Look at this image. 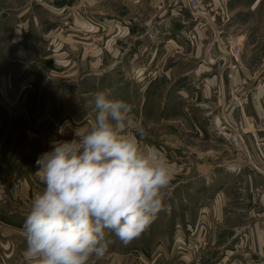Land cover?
<instances>
[{
    "label": "crops",
    "instance_id": "0c3cea01",
    "mask_svg": "<svg viewBox=\"0 0 264 264\" xmlns=\"http://www.w3.org/2000/svg\"><path fill=\"white\" fill-rule=\"evenodd\" d=\"M96 1L98 0H91V8L89 12L87 11L89 14L85 16L86 18L81 16L80 12L83 14V9L80 8L77 11L80 15L78 17L79 20L75 24H70L69 22L67 29L75 32H69L65 35L64 48L60 49V54H57L59 58L55 59L54 56L48 58L47 56L50 54H43L42 44L45 41L50 42L54 46V49L57 50L60 40H63L64 37L62 38L61 33L56 35V31L54 34L53 30L56 28L60 29L61 17H67L68 10L58 13V21L47 16L49 22H44V19L41 20L39 17L32 15L35 13L32 7H26L19 13L15 12L20 0H0V11L2 13L6 11L5 16L0 17V46L1 48L5 47V51H10L8 58L11 57L10 60L12 61H21L25 57L29 58L31 54L25 53L27 50H24V46L29 45L31 41L37 44L34 50L35 64L27 74L22 75L21 69L19 70L20 73L16 75H12L13 73H8V71L0 72V95L6 100L11 101V103L14 101L13 104H16L22 94H25L31 88H33V93L35 89L33 85L43 80L44 83L34 93L36 95L35 100H33L34 102L27 101L24 106L31 109L32 113L35 110H42L43 114L40 116L45 114L43 117L30 120V124L32 127L40 125L43 128L41 135L47 138L50 147L47 151L52 149V142L54 141L72 139L73 128L85 124L93 118V97L95 93L103 92L110 98L120 99L126 97L127 93L132 92L131 88L125 85L115 87L111 91L108 90V85L110 84L109 86H111L113 84L110 79L113 80L114 76L119 73L118 68L124 67L126 62L118 64L114 70L110 69L111 67H108V71L100 69L96 44L93 46L92 42H83V36L80 33H76L78 29L90 31L89 35L97 31V28L93 31L94 25L91 22L92 17H95L92 14L100 12L97 3H95ZM58 2L59 4H65L67 8L71 9L69 5L74 0H59ZM159 2V0H149V2L148 0H123L122 9L112 14L114 17L102 18L103 21L100 22L105 24V28L118 30L126 34L129 33L131 36L139 29L144 30V33L148 30L158 31L157 28L153 30V27L159 26L165 16L173 12L178 13L179 16L183 15L187 17L188 10L185 0H175L172 7H166L168 4L165 6L164 2L163 4ZM263 2L264 0H254L252 6L249 9H245L254 12L259 17L255 25H247L246 23L248 27L244 28L246 26L244 25V27L240 28V30H244L241 35L245 36V42L248 40L250 44L251 42H256L257 44L264 42ZM148 3L150 7H148ZM240 11L243 12L242 9ZM24 14L27 15L25 20L22 19L24 22L17 27L16 21H19L20 17ZM119 14L123 15L121 17L122 20H118ZM81 18L87 20L82 21ZM97 24L99 25V22ZM205 30H209L210 32V28L198 30V40L195 42V48L183 57V62L190 64L191 69L180 74L179 55L174 59H169L166 55V50H168L169 44H172L173 39L168 38L167 41L162 43V40L158 39V37L148 38L140 33L138 38L132 39L125 36L127 38L116 39L117 44L115 46L117 47L118 43H122L123 45L135 43L138 47L140 61L138 64L134 63L133 59L130 62L134 63V66L142 65L143 68L149 67L158 75L157 77H149L146 72L141 74L142 70H138V75H142L139 77V80L137 79L139 84L135 94H138V99L136 103L131 102L129 104L132 105V115L137 122L142 124L145 130L144 136L138 137L141 146L155 149L163 157L170 156V160L174 161L170 166H172V173L174 172L172 177H175V181L171 180L168 189L171 190V186L176 183H179L178 185L181 186L185 185L189 189L192 187L197 189L204 188L203 200L192 205L194 206V214L192 213V216L188 219L192 218V221L195 220V222L201 217L204 219L202 235L208 239V243L210 244L208 260H210L211 253L217 251V253H220L219 260L217 261L218 264H264V176L261 170H259L261 167L264 168V166H260L261 164L257 161V150L255 149L251 135L248 133H244L243 135L238 129H234L227 118L223 83L224 65L219 59L217 50L206 46L208 40L205 36L208 31L205 32ZM109 41L113 46L112 38ZM131 51L133 52V49L129 50V56H133ZM111 52V57H114V61L119 62V59H116L118 56L116 47ZM5 54L2 50L0 51V63L7 58ZM210 56L216 59L213 65H208L205 62L207 57ZM42 58L44 59L42 60ZM127 62V69L123 71H126V76H129L133 66L129 64V61ZM211 75L213 76L210 77ZM126 76H122V78L124 79ZM178 77H185L183 79H187L188 81L197 79V82H199L189 87L177 88V92L172 93V91V95L166 97L169 102L162 105V100H159L161 94V89L158 86L159 79L160 81H167L170 84ZM213 77L216 78L218 92L221 94L218 99L219 109L216 116L219 121L221 120L223 128L225 126L228 128L232 127L230 130L240 136L244 150L242 155H235L232 152L234 148L232 145L229 146L230 150L221 151L217 154L213 144L221 145L220 141L222 140L219 139L220 137L216 138L214 135L209 134L210 130L208 133H203V136L200 138L203 144L199 150L191 152L186 147V149L183 148L182 151H179L180 147L177 148L179 143L183 142L187 145L186 138L188 133L175 135L165 130L166 127L190 126L196 120H203V126L208 127L212 118L207 112L210 110L209 90ZM256 83L257 86L252 87H256V90L260 93L262 91V84ZM167 93L168 86L164 94ZM186 95L192 97L191 105L199 108V110H192L191 113L184 112L181 109V104L180 106L174 104L176 100L183 99ZM259 102L258 98L250 97L246 105V111L248 113L256 112L260 108ZM153 126L155 127L154 130L151 128ZM48 127L53 128V131L51 132L49 129H46ZM257 134L261 136L263 133L258 131ZM163 140L169 142L170 146L163 145L162 148L160 142ZM179 153L183 155L178 156ZM179 157L183 158V161L180 162L186 163L181 169L173 166L178 163ZM230 160H232L231 164L237 166V169L234 171H228L226 168V162ZM247 163H250L254 167L248 169ZM184 175H186V180L181 181ZM43 187L44 185L39 181L38 177L27 186L23 201L26 203V208L29 207L34 195L41 191ZM16 198H19V194H16ZM236 198L239 201L233 205L232 203ZM2 201L4 199L0 194V204ZM229 216H235L234 226H229ZM3 218L4 216L0 214V264H19L16 260H20L19 262L23 264V260L21 259L23 256L19 255L20 252L17 249L20 246L23 249L26 247V241L21 232L25 218L10 216V226L14 227L11 231H4V226L9 224ZM180 228L181 225L179 222H176L174 233L177 237H179ZM162 230V228L161 230L157 228L155 232L161 233L160 231ZM243 231H247L245 235H239ZM235 233L237 235L236 238L239 235V241H242L244 236L249 238L250 246L242 247L238 245V248L233 252V247L230 246L232 244L227 245L226 239L227 236ZM155 238L157 240L152 242L150 235H148L146 237L148 240L139 245L144 246L149 252L153 250L156 253L149 264H190L188 261L182 260L184 259L183 256H172L170 250L163 247V244H158L161 240L159 236ZM20 251L23 253L24 250ZM13 254H16L17 258H14ZM231 254L234 257H231ZM229 257L232 260L228 259Z\"/></svg>",
    "mask_w": 264,
    "mask_h": 264
},
{
    "label": "rangeland",
    "instance_id": "374dc122",
    "mask_svg": "<svg viewBox=\"0 0 264 264\" xmlns=\"http://www.w3.org/2000/svg\"><path fill=\"white\" fill-rule=\"evenodd\" d=\"M58 1L59 0H20L18 8L15 11L19 13L26 7H32L35 12L32 15L39 17L41 20L44 19V22H49L47 16L58 21V13L68 10L67 17H61L60 29L56 28L53 30L54 34L56 31V35L61 33L62 38L64 37L63 40H60L57 50L54 49V46L50 42L45 41L42 44L43 54H50L47 57L52 58L54 56L55 59L59 58L57 54H60V49L64 48L65 35L69 32H75L67 29L69 22L70 24H75V22L79 20L78 17H80V15L77 13V11H79L80 8L83 9V14L80 12L81 16L83 17L89 14L87 11L89 12L91 8V0H74V2L69 5L71 6V9L67 8L65 4H59ZM159 1L160 4H163L164 2L165 6L168 4L166 7H172L175 0ZM253 1L254 0H230L229 2V0H198L199 8L195 13L197 17H194L189 11L187 17L183 15L179 16L178 13L173 12L170 15H166L167 17L165 16L159 26L153 27V30L157 28L158 31L148 30L144 33V30L139 29L135 31V34L130 36L129 33L126 34L125 32L122 33L118 30L105 28V24L100 22L103 21L102 18L114 17L112 14H115V12L122 9L123 0H98L95 3H97L100 12L92 14L95 17H92L91 20L94 25L93 31H95V28H97V31L89 35L90 31L86 29L81 31L78 29L76 30V33H80L83 36V42H92L93 46L96 44V48H98V57H96L98 58L100 69L108 71V67H111L110 69L114 70L118 64H123L126 62L124 67L118 68L119 73L114 76L113 80L110 79L113 84L111 86H109L110 84L108 85V90L111 91L115 87H122L125 85L126 87L131 88L132 92L127 93L126 97L120 99H125L124 101L128 103H136L138 94H135V91H137L139 84L137 81L139 80V77L142 76L138 75V70H142L141 74L146 72L149 77H157L158 75H156V72H153L149 67L143 68L142 65H133L135 62L138 64L140 61L138 57V47L135 45V43H130L127 45L118 43L117 47L115 46L117 44L115 40L119 38L122 39L125 36L132 39L138 38L139 33L148 38L158 37V39L162 40V43L167 41L168 38L173 39L172 44L170 43L168 50H166V55L169 59H174L179 55L180 74L181 72H186L187 70L191 69L190 64L183 62V57H185L188 52H192V50L195 48V42L198 40V30L210 28L211 33L209 30H205V32L208 31L206 32L205 36V38L208 40L206 42V46L208 48L213 47L217 50V54L220 57L219 59L224 65L223 83L225 91L224 96L226 98L225 113L234 129H238L243 135L244 133L251 135L255 149L257 150V161L259 164H261L260 166H264V42L260 44H257L256 42H251L250 44L248 43V40L245 42V36L241 35L244 30H240V28L244 27L246 23L247 25H255L256 20L259 18L257 14H254V12L245 10L252 6ZM262 4H264V2ZM148 7H150L149 3ZM241 9L243 12L240 11ZM5 14L6 11H4V13L0 11V17L3 15L5 16ZM26 16L27 15L24 14L20 17L19 21H16L17 27L20 26L22 22H24L22 19L25 20ZM122 16L123 15L119 14L118 20H122ZM83 20L85 21L87 19H82V21ZM98 22L99 25L97 24ZM247 25L244 28L248 27ZM205 32L203 31L204 34ZM96 33H98V35H96ZM108 38H112L113 46L116 47L118 52L116 59H119V62L114 61V57H111V51L112 49L114 50V47ZM231 44H239L240 51L235 61V67L230 68L223 50H228ZM36 47V42H29V45L24 46V50H27L25 53L31 54V57H25L21 59V61H12L10 60L11 57L8 58L10 51H5V47L1 48L0 46V51L2 50L4 54L7 52L5 54L7 58L2 63H0V72L8 71V73H13L12 75H16L20 73L19 70L21 69L22 75L27 74L30 70H32L35 64L36 58L34 56V50ZM129 48L133 49V52L131 51L133 56H129ZM15 59L17 58L15 57ZM43 59L44 58H42V60ZM132 59L134 60V63L130 62ZM38 60H40V58H38ZM127 61H129V64H131L134 68H132V72L129 76H126V71H123L124 69H127ZM205 62L208 65H213L215 64L216 59L210 56L207 57ZM153 73L155 74L153 75ZM122 76L126 77L123 79ZM212 76L213 75L210 77ZM183 78L185 77H178L170 84L167 81H160L159 79L158 86L161 89L159 100H162V105L169 102L167 101L166 97L168 95L171 96L174 92H177V88H185L186 86L189 87L199 82H197V79H191L189 80V83L187 79ZM256 82L262 84V91L260 93L256 90V87H252L257 86ZM43 83V80L36 82L33 85L35 88L34 92L32 93L33 88H31V90H27L26 93L22 94L21 98L17 100L16 104H13L14 101L11 103V101L6 100L0 95V183L3 187V192H0V194L4 199V201H2L0 204V214L4 216V221L8 222L7 224H9L4 226V231H11L14 229V227H11L9 223L11 220L10 216L14 218L18 216H21L22 219L26 218L29 207L26 208V203L23 201L25 199L24 195H26L27 186L37 178L35 174L36 169L38 168L36 165L37 158L42 153L46 152L48 148H50L47 138H44L41 135L43 128L40 127V125H35V127H32L30 124V120L43 117L45 114L40 116L43 114L42 110H35V112L33 111L32 113L31 109L25 108L24 106L27 101L34 102L33 100H35L36 97L34 93L36 89H39ZM167 86L168 93L164 94ZM210 86V110L207 112V114H210V117L212 118L208 127L203 126V120H196L195 123L191 124L190 126L181 125L178 127H172L173 129L171 127H166L165 130H167L166 132H170L175 135H180V133H188L186 138L187 145L183 142L179 143V146L177 147H180L179 151H182L183 148L186 149V147L190 149L191 152L199 150L200 146L203 144V141L200 140V138L203 136V133H208L210 130L209 134L214 135L216 138L220 137L219 139L222 140L220 141L221 145L213 144L217 154H219L221 151L230 150L229 146L232 145L234 147L232 152L235 153V155H242L244 150L242 148L240 136L234 131L230 130L232 127L228 128L225 126L223 128L221 125V120L219 121L216 116L219 109L218 99L221 94L218 92V84L215 77H213ZM250 97L258 98L260 101V108L254 113H248L246 111V105ZM191 98V96L186 95L183 99L176 100L174 104L179 106L181 104V109H183L184 112L191 113L192 110H199V108L193 107L191 105ZM151 128L152 130L155 129L154 126ZM46 129H49L51 132L53 131V128L51 127ZM258 131H261L263 134L259 136L257 134ZM160 144L163 148V145H169V142L163 140L160 142ZM181 146L183 147L181 148ZM212 153H214V151H212ZM180 155L183 154L179 153L178 156ZM169 157L170 156H167L166 159L171 165V163L174 161H171V158ZM180 161H183V158L179 157L178 163L174 164L173 166L181 169L186 163ZM231 163L232 160L226 162V168L228 171H234L237 169V166ZM254 164L258 165L256 163ZM247 165L249 166L248 169H251L250 167H254L253 165H250V163H247ZM259 170H261L264 176V168L261 167ZM185 180L186 175L182 176L181 181ZM172 181H175V177L172 178ZM178 184L179 183L173 184L171 186V190H166L161 210L156 214V217L150 226L139 237L134 238L130 243L124 245L114 234H107L106 239L111 241L108 251L104 257L98 260L93 258V261H90V264H149L156 253H154L153 250L149 252V250L144 248V246H139L143 244L145 240H148L146 239L148 235H150V240L152 242L157 240L155 237L159 236L161 240L158 242V244H163V247H166L167 250H170V254L174 257L183 256L184 259L182 260L185 262L188 261L190 264H218L217 261L219 260L220 253H217V251L211 253V257H209L210 260L207 258L209 255L210 244L208 243V239L202 235V231L204 230V219L201 217L197 219L196 222L195 220L192 221V218L188 219L190 216H192V213L194 214V206L192 205L203 200L202 196L204 194V188L200 186V189L195 187L189 189L185 185L181 186ZM16 194H19L18 199L16 198ZM237 201H239L238 198H236L232 204H236L235 202ZM229 217V226H234L235 216ZM176 222H179L181 225V231L178 234L179 237H177L174 233ZM157 228L160 230L162 228L163 232H155ZM246 232L247 231H243L239 235H245ZM236 236V233L233 235L230 234V236H227L226 239L227 245L232 244L230 246L233 247V252H235V249L238 248V245L242 247L250 246L249 238L244 236L242 241H239L238 237L236 238ZM24 249L22 246L18 247L17 250L20 252V256H23V253L20 250ZM12 256L17 258L16 254H13ZM231 257H234L233 254H231ZM231 257L228 259H231ZM21 259L23 260V258ZM19 261L20 260H16V262L21 264L22 262L20 263Z\"/></svg>",
    "mask_w": 264,
    "mask_h": 264
},
{
    "label": "clouds",
    "instance_id": "9594fccd",
    "mask_svg": "<svg viewBox=\"0 0 264 264\" xmlns=\"http://www.w3.org/2000/svg\"><path fill=\"white\" fill-rule=\"evenodd\" d=\"M93 108L72 139L52 142L36 160L44 187L21 228L23 264H90L108 251L107 234L127 245L162 208L171 166L141 146L145 130L132 105L97 92Z\"/></svg>",
    "mask_w": 264,
    "mask_h": 264
},
{
    "label": "built area",
    "instance_id": "2783aa9c",
    "mask_svg": "<svg viewBox=\"0 0 264 264\" xmlns=\"http://www.w3.org/2000/svg\"><path fill=\"white\" fill-rule=\"evenodd\" d=\"M187 9L194 17H197L195 13L197 12V9L199 8L198 0H185ZM194 37V35H193ZM240 47L239 44H231L228 48V50H223L225 54V58H227L229 67H235V61L237 59V55L239 54ZM0 186L2 184L0 183ZM0 192H3V187L0 188Z\"/></svg>",
    "mask_w": 264,
    "mask_h": 264
}]
</instances>
